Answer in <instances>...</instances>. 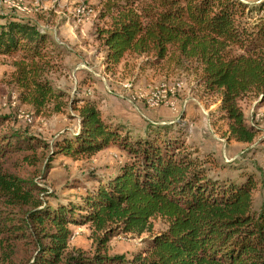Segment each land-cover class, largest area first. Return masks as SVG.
Wrapping results in <instances>:
<instances>
[{"label": "trees", "instance_id": "16d2710c", "mask_svg": "<svg viewBox=\"0 0 264 264\" xmlns=\"http://www.w3.org/2000/svg\"><path fill=\"white\" fill-rule=\"evenodd\" d=\"M99 7L106 62L117 64L128 54L153 66H183L204 94L218 96L228 138L254 141L259 130L246 122L239 101L252 95L264 103V1L102 0ZM52 41L29 19L0 23V55L13 59L11 83L36 111L53 104L59 112L64 105L65 95L47 76L61 59ZM73 107L79 132L55 142L0 115V264H264V204L253 206L251 174L215 178L207 157L170 135L167 124L150 122L134 135L88 98ZM110 144L123 149L127 161L108 177L89 171L97 185L83 183L74 197L62 201L37 182L56 154L89 157ZM154 218L165 223L163 231L151 232ZM84 223L98 235L91 254L68 246L69 225ZM114 225L151 233L143 256L109 254Z\"/></svg>", "mask_w": 264, "mask_h": 264}, {"label": "rangeland", "instance_id": "374dc122", "mask_svg": "<svg viewBox=\"0 0 264 264\" xmlns=\"http://www.w3.org/2000/svg\"><path fill=\"white\" fill-rule=\"evenodd\" d=\"M101 2L0 0V23L17 16L35 22L41 30L57 33L52 36V42L61 59L55 61L47 76L54 88L65 95L59 112L53 111V104L36 111L19 99V91L11 83L13 59L0 55V115H8L16 126L49 142L79 132L78 111L73 106L79 107L84 98L94 101L104 118L123 125L134 135L144 134L150 122L167 124L170 135L180 137L189 149L207 157L210 174L215 178H235L241 171L251 174L256 181L253 206L259 208L264 204V103L260 104L259 98L252 95L239 101L246 122L256 126L259 132L251 143L229 139L227 123L217 109L218 96L204 94L196 77L183 66H176L174 62L153 66L144 56L128 54L117 64L102 59L105 49L97 35L105 23L98 17L97 8ZM90 5L95 9H89ZM80 7L88 10L82 16L77 15ZM73 56L80 58L82 65L75 66L71 62ZM153 92H162L165 98L151 106L147 100ZM169 101H175V105L171 107ZM127 159V154L115 144L89 157L75 159L56 154L45 179L39 177L37 182L64 201L83 192L85 182L97 185L98 182L88 178L89 171H95L101 178L108 177ZM69 227V248L91 254L97 246L98 235L89 223L70 224ZM117 227V233L109 236L106 244L109 254L123 255L128 260L143 256L151 233L139 235L124 232L120 225ZM164 229L165 223L160 218L152 220V233Z\"/></svg>", "mask_w": 264, "mask_h": 264}, {"label": "bare ground", "instance_id": "6f19581e", "mask_svg": "<svg viewBox=\"0 0 264 264\" xmlns=\"http://www.w3.org/2000/svg\"><path fill=\"white\" fill-rule=\"evenodd\" d=\"M86 12V8L85 7H80L78 9V16H82L84 13ZM178 86V84L176 85ZM177 89V88H176ZM163 91V90H162ZM169 92V91H168ZM174 92V91H173ZM165 98V95L161 92H153L148 96V100L147 103H152L153 99L155 100V105H157L161 100H163ZM161 103V102H160Z\"/></svg>", "mask_w": 264, "mask_h": 264}, {"label": "crops", "instance_id": "0c3cea01", "mask_svg": "<svg viewBox=\"0 0 264 264\" xmlns=\"http://www.w3.org/2000/svg\"><path fill=\"white\" fill-rule=\"evenodd\" d=\"M242 1H244L245 3H248V4H255V3H258L261 0H242ZM47 32H49L53 37L57 36V33L55 31L52 32L51 30L47 29ZM100 58H102V57H100ZM102 59H105L106 60V56L104 55V58H102ZM71 62L73 64H75V66H78L80 64L82 65V63H81L82 61L77 56H73ZM139 76H140V74H139Z\"/></svg>", "mask_w": 264, "mask_h": 264}, {"label": "built area", "instance_id": "2783aa9c", "mask_svg": "<svg viewBox=\"0 0 264 264\" xmlns=\"http://www.w3.org/2000/svg\"><path fill=\"white\" fill-rule=\"evenodd\" d=\"M149 105H155V100L153 99V102L152 103H148ZM168 104L173 107L175 105V101H169Z\"/></svg>", "mask_w": 264, "mask_h": 264}]
</instances>
